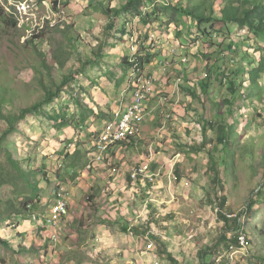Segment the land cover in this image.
<instances>
[{"label":"rangeland","instance_id":"rangeland-1","mask_svg":"<svg viewBox=\"0 0 264 264\" xmlns=\"http://www.w3.org/2000/svg\"><path fill=\"white\" fill-rule=\"evenodd\" d=\"M2 1L9 8V12L15 13V10L17 11L15 5H11L13 2ZM16 1L20 3L26 1L23 5L26 8L27 5L31 4V1L38 0ZM100 1L112 8H116L120 3H125V0H116L112 3H110L111 0ZM173 1L176 5L180 0ZM182 1L183 6L186 7L189 0ZM195 1L202 2V0ZM203 1L209 13H211L212 5L215 15L219 16L220 10L224 7L221 0ZM162 2L166 3V0ZM43 4L41 8H31L29 15L23 12V15L28 18L24 23L21 22L24 25L20 30L17 26L11 28L5 25L3 21L5 13L0 19V107L7 113H18L21 108L29 107L40 100L43 96V85L40 81L42 78L47 88H52L54 83H59L64 74L77 70L82 65V60L88 56L89 46H98L95 36L99 35L107 24L103 14L93 7L94 0H44ZM55 7L57 11L58 9L63 13L65 11L64 18L67 16L66 21L62 20L61 24L55 28H50L48 23L41 30L31 27L30 24V28L25 27L31 22L29 19L33 15L37 22L41 23L43 15ZM20 8L23 10L22 7ZM18 10L20 11V9ZM69 18H72L73 21H70ZM75 18H77V21H83L81 26H88L89 23L87 24V22L90 21L91 29L96 35L90 34L91 32L85 31L79 24H75ZM48 19L56 22V17H48ZM153 23L150 34L156 36V40L166 47L169 45L168 41L171 46L187 47L183 44L186 41V36L189 38L191 35H197L195 24L190 23V19L187 20V24H182L184 29L181 32L180 29L175 31L174 27L164 29L154 19ZM31 28L33 29L31 30ZM135 28L137 31V21H135ZM232 35L237 36L236 42L240 41L243 44L240 45L241 47L239 46L238 55L227 53V44L223 45V52L220 47L205 39L193 38L186 41L188 45H193L199 51L197 55H194L190 54L191 47L187 48L189 51L188 58L191 56L189 66L191 64L190 68L195 71L193 74H187L191 81H201L200 79L205 77L207 59L201 58L200 51L211 57L208 61L210 67L216 65V67H220L228 73L237 70L239 65L245 68L243 74L238 77L239 82L243 81V87L234 107L231 108L223 104V101L229 100L231 96L228 90V82H226L225 86H219L218 84L213 86L212 97H210L208 103L203 102V99L193 101L192 104H189L185 115L184 111H180L184 115L182 119L185 123L189 121V118H187L188 113H194L197 117L196 123L207 129V136L205 137L207 142L204 150L201 149L202 152L198 148L202 142L201 135L191 136V127H188L181 129V133L176 131L172 138L170 133H167L169 128L166 127L165 122L163 125L167 129L162 130L158 136L156 135L157 141L149 134L150 139L138 143L137 146L132 147L125 144L114 146L111 151H115L119 147L125 149L118 155L113 156L112 152L109 153V159H105L108 165L105 169L93 170L89 172V177L86 176V173H83V176L87 177L84 181L87 182L88 186L85 192L84 189H77L73 192L70 202L72 217L67 219L68 222L64 224V228L52 231V233L56 232L59 235L58 243L51 244L45 230L39 228L35 221L29 222L20 217L19 229L17 228L14 231L10 228L8 222L13 219L18 221V217L11 215L0 220V237L6 240L9 245L6 248L0 244V264H71L69 259L73 257L76 264H171L166 254H163L162 243L164 248L180 264H200L199 253L202 250L214 249L218 246L223 235H226L228 239H231L229 237L235 238L236 234L241 231L239 228H242L250 238V248L246 255H238L234 264H264V185H261L264 179V75L258 78L255 84L247 80L246 75L248 64L253 58L257 43L260 42H255L256 37L249 33V37H246L243 32L238 31L237 27H235ZM8 36H12L14 41L9 43L7 41ZM27 36H29V39L24 42V37ZM180 39H185V41H182V43ZM29 40H34V42L31 43ZM165 40H167V43ZM122 44L127 46L129 43L122 41ZM122 44L119 45L122 46ZM116 49L117 44L112 42L108 51L112 53ZM41 52L46 56V63L50 69L41 64V58L39 57ZM247 54L250 55L244 61L241 60ZM53 56L58 57L63 66L52 62L51 58ZM107 56L108 54H105L104 58ZM79 57L80 60H78ZM163 57H169L172 61L176 58L175 55L169 56L167 54H163ZM101 65L104 66V63ZM156 67L159 68V65L157 64ZM106 68L108 70V66ZM94 69H98V67L92 68V70ZM120 69L123 78L120 77L118 85L120 89H123L129 84L128 76L131 69L126 64L121 65ZM147 69H151L150 64ZM92 70L90 69L85 73L88 77L86 83H89L92 86L91 88L94 87L93 91H87L86 89L89 87L84 83L86 75H79L77 81L81 86H85V90L75 87L69 89L66 93L67 96H73L72 100L75 99L74 101L79 99L78 106L81 109L83 104L80 102H84L83 100L93 101V95L101 96L99 90L101 87L99 82L95 81L94 78L96 77L94 75L101 77L103 74H98L97 70L92 73ZM105 77L104 82L107 84L110 77ZM91 80L94 83H91ZM173 85L174 83L171 82L169 86ZM86 93H91L92 96H88ZM67 96L60 98L54 106L61 105L60 100L62 99L61 103L67 104L64 100ZM124 96L117 94L116 98L119 106L121 103L120 98ZM173 101H175V98H173ZM121 108H124L122 103ZM74 111L69 104V112ZM74 115L78 118V115ZM96 115H89L87 118L91 121L92 126H97L96 131L88 133V126L83 128L80 124L74 122L73 127L63 129V132H60L61 134H57L58 132L51 127V123L44 114L27 115L25 119L17 123L15 132L11 133L4 141L3 145L6 150L21 163L24 170H41L44 167H38V164L43 159L49 158V161L56 162L55 165L47 163L46 176L50 180V184L46 182V179H42V176H38L40 180L42 179L39 185L40 188L38 187V190L41 191L39 202L36 203L37 208L34 211L29 210L30 213H39L41 217L48 214L57 185L69 186V183L63 180L68 179L70 177L69 173L71 174L70 170L66 172V166L69 167L75 164L76 160L72 155L67 158L55 155H60L63 151L65 155L74 153L76 146L79 145L80 152L85 153V158L76 164L81 166L79 169H83L85 164H88L91 156L87 155L86 152L92 147L93 138L98 134H102V124L101 126L97 124ZM113 117L112 110L105 112V115H103V118L107 121ZM157 118H160L159 113H157ZM161 119H164L163 116ZM177 122L179 123L178 120ZM207 122L213 123L215 127L210 130ZM226 123L234 128V133L228 148L222 152V146L217 143L218 132L216 129L219 124ZM4 128L5 123L0 120V132ZM155 128L157 129L156 126ZM69 142H72L71 145H69ZM152 142L154 145H152ZM58 148L59 150H57ZM55 151L56 154L53 155ZM149 154L152 155L151 159L154 160L151 169L159 175L160 181L155 192L158 200L153 201L155 216L151 221L150 228L154 239L144 238L141 234L135 235V237L130 234H122L121 227L123 224H129V219L135 220L139 216L141 218L137 221V227L143 226L146 222H143L142 218L148 216L150 211L145 208L147 204L144 202V196L135 197V199H132V196L128 197L127 191L129 189L121 188V184L118 182L123 175L128 177L129 170L132 167L139 162L146 161ZM157 155L162 159L156 161ZM177 155H180V157L177 158ZM120 158L123 159L120 160ZM211 158L213 160L210 162ZM212 162L217 165L219 171V185H215L214 172L210 170ZM57 163L62 166V168L60 167V174L63 179L57 178ZM174 163H179L177 165L180 167L183 176L180 182L175 179L174 169L176 166H174ZM0 169L2 171L0 175H7L9 171H13L6 162L4 151H0ZM92 174L96 176V179L92 178L93 180H90ZM30 180L34 181V178L30 177ZM4 182L0 184V212L6 213L12 207L6 205L7 210L6 208L2 210L4 204L9 201L16 202L20 200L21 186H25V184L21 181L16 186L12 184L13 182ZM220 186L226 188L227 205L223 214L238 215L243 226L237 227L234 223L235 220L229 217L232 225L230 227L225 226L219 213L221 209V196L218 191ZM256 191L262 193V196H258ZM27 193L30 194L29 191ZM91 196L92 198L89 199ZM251 199L254 200V208L248 214L243 215V210ZM149 209L151 210V206ZM25 214L29 219L30 214L27 211H25ZM151 215H153V212H151ZM108 216L112 218V221L121 219L118 227L113 226V229H111L114 236V239L110 241L112 246L105 247L89 256L90 252L88 251L94 252L99 246L92 249L90 245H87L89 248L87 251L82 248V250H79L81 253L76 252L74 255L69 247H76L77 243L80 242L79 238H83L79 237V233L84 231L85 228L103 225V222L110 221L107 220ZM21 227H24V230ZM73 230L76 231L74 235L76 238L73 236ZM27 235L28 237H26ZM95 236L91 240L95 239ZM73 238L76 242H73ZM83 240L87 241L86 238H83ZM73 243L76 244L73 245ZM226 245L227 243L223 241L219 246V250L213 255L212 258L216 263L226 251ZM41 253L46 255L41 257Z\"/></svg>","mask_w":264,"mask_h":264},{"label":"trees","instance_id":"trees-1","mask_svg":"<svg viewBox=\"0 0 264 264\" xmlns=\"http://www.w3.org/2000/svg\"><path fill=\"white\" fill-rule=\"evenodd\" d=\"M116 0H111L110 3L115 2ZM158 1V2H157ZM163 0H125V3H120L119 6L116 8H111L110 6L104 5V3L100 0H94L93 7L100 13L103 14V17L106 18L107 24L105 29L97 36H95V40L97 42L98 46H89L90 52L88 56L84 60H82V65L77 69L73 70L72 72H69L67 74H64L61 77V80L59 83H54V86L52 88H47L45 85L43 78L40 80L42 82V88H43V96L40 100L37 102L31 104L29 107H24L19 110L18 113H7L4 111L3 108L0 107V120L5 123V128L0 132V151L5 152V158L6 162L8 163L9 167L13 170L12 172L9 171L7 175L1 174L0 175V184L5 183L4 181H7L8 183H12L13 185L18 186V182L23 181L25 186H21L20 191V200L13 202L9 201L8 203L4 204V210L8 207L6 205H9L12 207L10 210L8 209V212H0V220L5 217H10L13 215L14 217H23V220H28L27 214H25V211L28 212V214H35L30 213L29 210L34 211L36 207V203L39 202V194L40 190H38V187L40 185V181L42 179H46V182L50 184V180L46 176V169H47V163H52L55 165L56 162L49 161L47 159H43V161L38 164V167H44L41 170L40 169H34V170H24L21 167V163L14 159L10 152H8L3 145L4 141L7 139V137L15 132L16 125L20 120H23L26 118L27 115L31 116H37L38 114H44L49 122L51 123V127L54 128L57 132H63V129L73 127L74 122L80 124V126L85 125V122L87 120V114L90 113V109H86L84 113L80 112L79 118L75 116L69 115V104L72 105L74 108L80 109L78 106V100L74 101L72 100L73 96H67L66 93L69 91V89L73 88L74 86H77L78 88H81L82 90L85 88L80 85V83L77 81V78L79 75L84 76L86 75L87 71L94 68L99 67L101 64L105 63V53L107 49L109 48V45L114 42L117 44H122V41H126V43L130 42V38L133 35H136V32L132 31L128 27V23L130 25L132 24V16L134 14L138 15L140 17V26H138L139 31V41L141 39H145L144 43L147 41L150 32L153 29V19L157 22H159L160 26L164 29L174 27L175 31L180 32L184 29L182 27V24H187V20L190 19V23L195 24L196 28V34L197 35H191L189 38L186 36V41H190L193 38H198L200 40H208L209 42H212L213 45L220 47V49L224 52L223 49V39L219 38V42L213 40V37L215 34L222 35V34H229L230 29L232 27H238L240 31L243 29H246V31L254 35L256 37L255 42L257 43V47L255 48V53L252 56L251 62L248 64V77L251 83L255 84L256 80L258 78H261L264 75V0H221L223 4V8L219 12V16H216L214 13L213 6L211 5V13H209L208 9L205 6V2L202 0V2H196L195 0H189L187 1L186 7L183 6V1L180 0L178 4H174L173 0H166V3L162 2ZM216 1V0H215ZM57 3L55 2V5ZM145 6V7H144ZM55 10L57 8L55 7ZM3 13H5V16L3 17V21L7 27L16 28L17 26V20L15 18L14 14L6 13L5 11L0 10V19L2 18ZM123 19V21H122ZM129 20L128 21H126ZM88 26H81L85 31L91 32L90 34H95L94 31L91 29L90 22L88 21ZM76 24V23H75ZM79 29V28H78ZM133 29V28H132ZM142 30V32H141ZM101 35V36H100ZM177 35V34H176ZM141 36V37H140ZM7 41L10 43V41H14L12 36L7 37ZM27 40V39H26ZM25 40V42H26ZM36 41V40H35ZM112 41V42H111ZM180 41H185V39H180ZM183 43L185 46H188V43ZM29 42L33 43L34 40H29ZM167 43V40H165ZM168 44L169 41H168ZM152 42L149 45L150 48H146L145 46H140L138 53L132 54V50L130 47V44H128L125 47V55L121 57V61L119 63V67L121 65H129L131 71H134L138 68H146L147 65L152 63L158 56L157 53L151 52L152 49ZM177 46V45H176ZM127 47V48H126ZM241 47V46H240ZM238 46H236V49L234 50V53L237 54L239 51ZM186 48V47H183ZM228 48L231 50V45L228 46ZM181 49V48H180ZM128 50L130 53L128 54ZM37 52V51H36ZM47 53V51H46ZM45 53V54H46ZM194 55H197L199 51L194 49L192 52ZM201 58L207 59V64L205 67V74L206 77L201 81L199 80H193L191 81L187 74H193L195 71L194 69H191L188 64L184 65V69L180 72V69L177 71V68H174L176 73H180L182 77L186 78V88L183 87V92H187L194 101H201L203 99V102H209L210 97H212V88L216 84L219 86H225L224 78L226 79V82H228V90L230 93L229 100H224L223 104L234 107L235 101L237 99L238 93L240 88L243 87V81L238 82V77L243 74L245 68L241 65L237 67V70L232 71L231 73L224 72L220 67H216L214 65L213 67H210L208 65V61L211 59L209 55H204L202 51H200ZM250 54H247V56L242 57L241 60L244 61ZM39 57L41 58V64L44 65L45 68H49L48 64L46 63V56L43 55V52L39 53ZM80 60V57L78 58ZM51 61L54 63H59L61 66H63V63L58 59V57L53 56L51 58ZM130 71V72H131ZM86 72V73H85ZM197 73V72H196ZM196 76V74H195ZM229 76V77H228ZM197 77V76H196ZM88 79L87 75L85 76V80ZM91 83H94L93 80L90 81ZM64 95V96H62ZM64 100L66 103H61L62 100H60L61 105L54 106L55 103L59 101L60 98L66 97ZM69 103V104H68ZM81 103V102H80ZM50 106V107H49ZM84 108V106H83ZM230 112V111H229ZM231 113V112H230ZM102 115H105L104 112H102ZM232 115V114H231ZM200 125V124H199ZM208 128L213 129L215 126L213 123L207 122ZM217 132H218V138L217 143L218 145L222 146L221 151L223 152L226 150L229 146V142L231 141V137L234 133V128L230 125L226 124H219L217 126ZM152 131H148V134ZM202 137V142L200 144L199 150L202 152L206 146L207 140L205 137L207 136V129L205 127H202L200 125V133ZM146 136V135H145ZM129 141H134L132 137H130ZM70 144L72 142H69ZM202 149V150H201ZM59 150V148L57 149ZM198 151V150H196ZM96 152L95 147H91L90 150H87V155H91V153ZM56 154L53 153V155ZM74 157V159L77 162H80L85 157V153L80 152L79 145L76 146V150L74 153H67L65 155L64 151L60 153V155H55L57 157L61 156L63 158H67L68 156ZM44 158V157H43ZM91 158L89 157V161ZM213 160V158L210 159V162ZM73 164L69 167L66 166V172L68 170L71 171V174L69 173L68 179L61 178L60 174V167L57 163L56 171H57V178L66 180L67 182L71 181L73 183L76 179V177L82 172V170L85 168L87 164L83 167V169H79L81 166L79 164ZM95 164V163H94ZM179 165V163H177ZM175 165L176 168L174 169L175 179L177 182H180L183 178L181 174L180 167L178 165ZM93 165V162L91 163ZM211 169L214 172V182L215 185H219V171L217 170V165H214L213 162L211 163ZM96 167H92V170H94ZM0 172L2 173L1 169ZM42 176V179L40 180V177ZM30 177L34 178V181L30 180ZM261 185H264V179L261 183ZM58 187V185H57ZM56 187V189H57ZM261 187V186H260ZM259 187V188H260ZM40 188V187H39ZM30 192L27 193L28 191ZM42 189V188H41ZM220 192V205L221 209L219 210V213L221 214V219L224 221L225 226L230 227L232 225V221L227 217V215L223 214L224 208L227 205V198H226V188L223 186H220L219 190ZM258 196H262V193H258L256 191ZM254 200L251 199L250 202L247 204L246 208L243 210V215L248 214L253 208H254ZM33 206L32 208H30ZM30 208V209H29ZM29 217H31L29 215ZM168 218V217H167ZM153 215L149 217V220L145 226L135 228V234L136 235H142L144 238H153V235L150 232L151 224H152ZM234 223L237 225V227H240L242 224L235 220ZM243 226V225H242ZM146 228V229H144ZM122 232L128 233L130 230L127 226V224H123ZM241 232H244L242 228ZM235 231V230H234ZM239 233V232H238ZM238 233L236 234L235 238L229 237L231 239H228L226 235L222 236L221 241L219 242L218 246L214 247V249L207 248L206 250H202L201 253H199L200 257V264H217L213 255L216 254L217 250H219V246L221 243L226 242L227 249H229L230 246H228L231 242L237 244L238 243ZM0 244L2 247L8 248L9 245L3 238L0 237ZM163 247V254L165 253L168 261L171 264H180L179 261L173 257L171 253H169L165 248L164 244L162 243ZM223 264H227L225 261Z\"/></svg>","mask_w":264,"mask_h":264},{"label":"clouds","instance_id":"clouds-1","mask_svg":"<svg viewBox=\"0 0 264 264\" xmlns=\"http://www.w3.org/2000/svg\"><path fill=\"white\" fill-rule=\"evenodd\" d=\"M6 1L8 3L13 2V4H11V5H15V8H17V11L15 10V13L14 12H9V8L3 3L4 1H2V0H0V10L1 11L3 10L6 13H9V14H14L15 18L17 20V28L20 30L21 28H23V25H24V24H21V22L24 23V21L28 18V17H25V15H23V12H25V14L29 15L31 10H26V11H24L22 9L20 11L18 10V6L21 5L19 7H22L26 1L25 2H21V3L19 1H16V0H6ZM43 2H44V0H38V1H33V2L31 1L30 2L31 4H29V5L35 4L37 7L41 8L44 5ZM50 10H49V12L45 13V15H43V18L46 17V16L53 17L52 14L57 15L56 24L54 26L52 25L53 20H45V23L43 24L42 28H40L38 26L36 27L33 24L32 21L29 22L25 27L26 28H28V27L30 28V25H31V27H35V28H38V29L41 30V29H44L45 26H47V23H48L50 28H55L57 25L61 24L62 20L66 21L67 16L64 18L65 11L63 13L59 9H58V11L55 10V8H53V10L51 8ZM40 13H42V12H40ZM69 20L73 21L72 18H69ZM131 20H132V24L130 25V23H128L127 25L132 31L136 32V35L131 36L130 42H129L131 50H132V54H133V52L134 53H138L140 46H145L146 48H150L149 45L152 42L153 45H152V47H151L152 49L150 51L154 52V53H157L160 56H158L152 63H150V65H151V69L150 70L147 69V66H148L147 65L146 68H144V69L138 68V69H135L134 71H131L129 73V76H128L129 77V80H128L129 84L126 87L125 91L122 93V95L123 96L125 95V96L122 97V99H121V103L124 105V108L120 107L119 109H117V111H115V112L113 111L114 117L112 119H109L108 121H107V119L103 118V115H102L101 119H103V122H104V126L102 128V132H103V130L105 129V127L108 124H110L111 122L118 121L120 116L123 113H125L134 104V102H135V100L137 98V95L140 94V95L144 96V99H143L144 100L143 101V105H144V119L140 123V134L138 136H129L126 140L121 141V142H119L118 144H116L114 146H120V145L125 144V145H129V146L133 147V146H137L138 143H141L143 141H147L146 136H147L148 132L145 133V128L147 126H150V129L148 131H150V130L152 131L149 134L152 135V138L155 139V141H157L156 140V135L158 136V134H160L162 130H166L167 128H169V130H168L169 132L167 131V133H170V137H172V138L175 135L176 131H177V133H181V129L188 128V127H191V129H190L191 136H194V135L197 136L200 133V125H198L196 123L197 117L195 116V114L194 113H190V112L188 113V115H187L188 117L187 118H189V121L187 123H185L183 121V119H182V117H184V115H185V113L187 111V108L189 107V104H192L194 100L189 94H187V92H185V91L183 92V87L186 88V78L182 77L180 73H176L175 70H174V68H177V71L180 69V72H181L184 69V65L185 64L189 65L191 56L188 58L189 51H188L187 48L191 47V51H190L191 53L190 54H193L192 52L195 49L194 46L193 45H188L186 48L182 47L180 49L177 46H171L170 44L169 45L166 44L167 45V47H166L164 44L159 43L156 40V36L151 35V34L149 35V37H148V39H147V41L145 43H144V40H145L144 38L141 39V41H139V36H138L139 35V31L138 30L136 31L135 21H137L138 22V26H140V17L138 15L134 14L132 16ZM122 21H123V19H122ZM126 21L129 22V20H127V19H126ZM32 29L33 28H31V30ZM234 30H235V27H232L230 29V33L229 34H222V35L215 34L214 37H213L214 42L215 41L219 42V38H222L223 39V45H225V44H227L228 46L231 45V47H232L231 50L228 48V52H227V53H230V54L234 53V50L236 49V46L239 47L240 45H243L242 42H240V41L236 42L237 36L236 35H232ZM27 31H29V29H27ZM238 31H240L239 28H238ZM240 32L241 33L243 32V34H245L246 37H249L248 33L246 32V29H243ZM28 33H30V31ZM29 36H31V35H29ZM29 36L24 37V39L25 40L29 39ZM25 40H24V42H25ZM173 44H175V43H173ZM117 45H119V44H117ZM107 51H108V49H107ZM238 53H239V51H238ZM238 53L236 55H238ZM163 54H167L169 56L175 55L176 58H175L174 61H172V59H170L169 57L164 58ZM233 60H235V59H233ZM157 64L159 65V68L156 67ZM190 66H191V64H190ZM96 70H97L98 74H103V75L105 74V72L108 71L107 68L105 66H103V65H100L98 67V69H95L94 71H96ZM226 73L228 74V72H226ZM170 75L174 76V78H173L174 79V82H173L174 83V88L177 90V92H179L180 95L184 96V100L182 101L183 103L181 101L177 100V99H175L176 102L173 101V98H172V96L170 94H167V93L163 92V89L166 86H169L171 84V82H172V79L170 78ZM204 75L206 77L205 73H204ZM246 75L248 77V73H246ZM205 77H203L202 80ZM247 80H249V77L247 78ZM224 81L226 83V79L225 78H224ZM75 87L77 89H79L77 86L73 85V88H75ZM83 87H85V86H83ZM212 90H213V88H212ZM159 91H161V93L159 94V97H160L161 101L157 105V107L152 108V106L149 104V102H150L151 99L155 98L156 94ZM240 91H241V88L239 90L238 96L240 95ZM86 95L89 96L90 94L86 93ZM128 95H130L129 96V100L127 98ZM121 103H120V106H121ZM178 105L181 106L182 111H184V115H180L179 113L176 112L175 108ZM71 106L72 105H70V107ZM73 109L75 111L72 112V113L69 112V115L75 116L74 114H76V115L79 116L80 112L82 113V111L80 109H77L76 107L75 108L73 107ZM184 109H186V110H184ZM157 113H159L160 118H157ZM162 116H163L164 119H161ZM174 118H175V120H174ZM173 120H174V127L172 126ZM177 120L179 121V123L177 122ZM193 120H194V122H193ZM86 122H87V120H86ZM86 122H85V125L82 126L83 128H85ZM164 122H165L167 128L163 125ZM150 123H152V125ZM182 123H185V124L177 125V124H182ZM155 126L157 127V129L155 128ZM59 133L60 132H58L57 134H59ZM145 134H146V136H145ZM98 137H99V134L96 135L93 138L92 147L96 148V141H97ZM130 137H132L134 139V141H132V142L129 141ZM153 142H152V145H154ZM169 142H172V141H169ZM69 145H71V144L69 143ZM114 146L109 148L107 153L104 154L103 160H101V161H97V157L99 156V154L97 152V149H96V152L91 153V155H90L91 156V160L88 162V164L83 169L84 171L82 170V172L76 177V179H75V181L73 183H71V181H69L68 182L69 183L68 187H66L65 185H62V184H58V187L55 190V194L53 196V199H52V201L50 203V209H49V213L48 214H46L45 216H42V217H41V214H39V213H35L34 215L30 214L31 217H29L28 221L29 222H31V221L37 222L39 228H42V229L45 230V232L47 234L46 236H48V238L50 239L51 244L52 243L56 244L59 241V235H57L56 232L52 233V231H56L57 229L64 228L63 227L64 224H67V222H68L67 219L72 216V213L70 214V209L72 208V206L70 207L71 197L73 196V192L77 190L78 184H80L82 182V180L84 178L83 173H86V172L89 173V172L93 171L92 167H96V168H98L100 166H102L104 168L107 167L108 165H107V162L105 161V159H109L108 154L112 152L111 150H113ZM179 157H180V155H177V158H179ZM151 158H152V155L149 154L147 156L146 161L139 162L137 165L132 167L129 170V173H128V177L131 180V185L133 183V184H135L137 186H140V185L144 186L142 188V193L139 196L138 195L135 196V197H139V198L141 196H144L145 197L144 202L147 204V207L145 206V208L150 211V213L148 211V213H149L148 216H145V217L142 218V221L146 222V223H144L143 226H145V224H147V222L149 220L148 217L150 216L151 212H153V217L155 216L154 215L155 206H154L153 201L154 200H158L157 196H155V195H157L155 192H156V190L159 187V182L160 181H159V175L156 174L155 172H153L152 169H151V166H152V164L154 162V160L151 159ZM92 162H93V165H91ZM176 164L177 163H174V166ZM140 166H148L149 174H153L154 175V178H153L154 181L153 182H151L149 179H143L142 177H139L137 180L132 178L133 170L135 168L140 167ZM63 188L67 190V193H69V197L67 199L68 212H67L66 215H64L58 221L57 225L54 226V225L48 224L47 221H48V219L51 218L52 211H53V209H54V207H55V205L57 203V199H58V195L57 194ZM91 198H92V196L89 199H91ZM150 206H151V210L152 211L149 209ZM227 217H229L230 219L238 220L240 223H242V221L238 217V215H227ZM139 218H141V217L137 216V218L135 220L129 219L128 220L129 224H127V226H128L130 231L128 233H124L123 232L122 234H124V235L125 234H130V235L135 237L136 234H135L134 229L138 228V227L139 228L142 227V226H138L137 227V221H138ZM20 220H21L20 217H18V221L16 219L10 220L8 222V225L10 226L11 229L16 231L17 228L19 229V221ZM42 223H43V225H42ZM21 228L24 230V227H21ZM150 232H151V230H150ZM242 235H244L247 238L248 243H249V245L246 248H243L241 246V243H240V237ZM53 236L56 237V241L53 239ZM237 237H238V243L235 244V243L231 242L228 245V246H230L229 249H227V247H226V251L218 259L217 264H223L224 261L227 264H234V263H236L235 258L238 255H240V254H242V256L246 255V252L250 248V238L246 235L245 232H241V231L238 233ZM95 239L97 241H101V238H96L95 237ZM102 245H104V244H102ZM233 247L235 248V250L232 249ZM27 248H29V247H27ZM53 248H54V246H53ZM41 250H43V249H41ZM42 253L40 255H41V257L42 256L44 257L46 254L43 255ZM239 260H237V261H239Z\"/></svg>","mask_w":264,"mask_h":264},{"label":"crops","instance_id":"crops-1","mask_svg":"<svg viewBox=\"0 0 264 264\" xmlns=\"http://www.w3.org/2000/svg\"><path fill=\"white\" fill-rule=\"evenodd\" d=\"M74 23L76 24H79L80 26L83 25V21H77V18L74 19ZM88 24V22H87ZM17 40V38H16ZM122 48V49H121ZM105 54H108V56L105 59V63H104V66H108V71L105 72V74L101 77L99 76H95L96 78L95 81L99 82V85H100V92H101V96H92V94L90 93V95L92 96L93 101H90L89 99L88 100H83L84 102H81V104H83L84 108L81 109V111L84 113V111L86 109H90V113L88 112L87 114H85L87 116V118L90 116H95L96 115V119H97V124L99 126H101L102 124V128H103V125H104V122H103V119H101L102 117V113L101 112H108L109 110H112V112L114 111H117V109H119L121 106L118 105V100L116 98L117 94H120L122 95V93L125 91L126 88H123V89H120L119 85H118V81H120V77H121V69L119 67V63L121 61V57L125 55V47L124 46H120V45H117V49L112 51V53H109V51H106ZM108 64V65H107ZM95 70V69H94ZM92 70V73L93 71ZM111 73V74H110ZM105 76H108L110 77L108 80H107V84L106 82H104V80L106 79ZM116 76V77H115ZM122 78V77H121ZM170 78L172 79V82H174V76H171L170 75ZM85 84L89 85V87H87L86 89L88 91H93L94 90V87L91 88L92 86H90L89 83H86V80L84 82ZM163 92L164 93H167V94H170L172 96V98H175L179 101H183L184 100V96L183 95H180L179 92H177V90L174 88V85L173 86H166L164 89H163ZM161 93V91H159L155 98L151 99L149 104L152 106V108H155L157 107V105L160 103L161 99L159 97V94ZM129 96H127L128 100H129ZM122 99V97L120 98V100ZM127 101V100H126ZM176 112L179 113L180 115H183V111L181 109V106L178 105L176 108H175ZM182 111V112H180ZM152 125V123H150ZM88 126V133H91L92 131H96L97 129V126H92L91 125V121L89 119H87V122H86V126ZM150 129V126H147L145 128V133L148 132V130ZM146 135V134H145ZM147 139H150L148 134L146 136ZM125 148H120L119 149H116L115 151H112V154L113 156L114 155H118L120 154ZM50 156V154H49ZM157 158L155 159L156 161L157 160H161L162 157H160L159 155L156 156ZM123 158H120V160H122ZM98 169H105L104 167L100 166L98 168H96L95 170H98ZM86 176L89 177V173L86 172ZM87 177H84L82 182L80 184H78V187L77 189H84V192L88 186L87 182L84 181L85 178ZM92 178H95L96 179V176L92 174V177L90 180H93ZM121 185V188H125V189H129L127 191V196L128 197H131L132 196V199H135L134 197L136 195H140L142 193V188L144 187L143 185H140V186H137L135 184L132 183L131 185V180L130 178L126 175H123L119 181H118ZM114 185V184H113ZM72 217V216H71ZM108 219L107 220H110L108 222H103L102 224L103 225H98V226H91L90 228H85L84 231H82L81 233H79V237H83V238H86L87 241L83 240V238H79V241L77 243V246L74 247V246H71L69 247V250H72L73 254L75 255L76 252H79L81 253L79 250L83 248V250H88L89 248L87 247V245H90V247L93 249V248H98L96 249V251L92 252V251H88L90 252L89 253V256H92V253H96L98 252L99 250H102L103 248L105 247H111L112 245L110 244V241H112L114 239V236H113V232L111 229H113L112 227L113 226H116L118 227L119 225V221L121 219H118V220H114L112 221V218L111 217H107ZM115 219V218H114ZM74 231V230H73ZM76 231H74V234L73 236L75 235ZM96 235L95 237L96 238H101V241H97L96 239H93V236ZM88 236V237H87ZM28 237V235L26 236ZM33 237V236H31ZM75 237V236H74ZM76 238V237H75ZM73 242H76L75 239L73 238ZM92 242V243H91ZM76 244V243H73V245ZM104 244V245H102ZM106 245H109V246H106ZM78 250V251H77ZM88 255V253H87ZM69 258V257H68ZM70 260V263L71 264H76V262L74 261V257L69 259ZM86 263H87V260H86Z\"/></svg>","mask_w":264,"mask_h":264},{"label":"built area","instance_id":"built-area-1","mask_svg":"<svg viewBox=\"0 0 264 264\" xmlns=\"http://www.w3.org/2000/svg\"><path fill=\"white\" fill-rule=\"evenodd\" d=\"M33 7L37 6L35 4L27 5L26 8H28L27 10H31ZM22 8L24 11H26L24 6H22ZM18 9L21 10L20 7H18ZM52 16L57 17V15L54 14H52ZM48 17L51 16H46L43 19L49 20ZM43 19H41V23H38L33 15L29 21H32L35 26L42 28L43 24L45 23ZM55 24L56 22L52 23L53 26ZM143 99L144 96L138 94L134 104L120 116L119 120L108 124L103 130L102 134L99 135L96 141V149L99 154L97 161L103 160L104 154L107 153L110 147L126 140L129 136H138L140 134V123L144 119ZM139 177H142L143 179H149L151 182L154 181V175L149 174L148 166H140L133 170L132 178L137 180ZM57 195V203L52 211L51 218L47 221L48 224L54 226H56L58 221L68 212L67 199L69 197V193H67V190L63 188ZM53 239L56 241L55 236H53ZM240 243L243 248H246L249 245L248 240L244 235L240 237ZM232 249L235 250L234 247Z\"/></svg>","mask_w":264,"mask_h":264}]
</instances>
